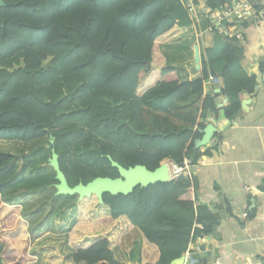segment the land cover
Returning <instances> with one entry per match:
<instances>
[{
  "label": "trees",
  "instance_id": "16d2710c",
  "mask_svg": "<svg viewBox=\"0 0 264 264\" xmlns=\"http://www.w3.org/2000/svg\"><path fill=\"white\" fill-rule=\"evenodd\" d=\"M3 1L0 140L52 138L69 186L98 176L117 177L109 158L125 168L143 165L149 170L165 160L196 163L204 146L197 148L195 142L207 115L239 116L245 94H255L256 71L264 72V57L253 65L239 42L213 32L201 52L197 76L182 79L161 51V44H177L192 30L180 0ZM205 1L212 9L226 2ZM210 75L221 84H213ZM239 77L245 83L236 88ZM220 98L226 100L222 107ZM27 164L0 151L1 264L37 261L30 252L26 219L15 202L39 186L34 180L23 185ZM53 179L57 181L55 174ZM192 182L194 178L181 174L137 186L126 195L104 193L102 204L94 195L84 197L108 210L93 220H87L79 210L84 205L76 201L75 224L68 233L70 262L135 264L116 260L113 248L117 237L137 229L142 239L139 264H170L194 239L190 218L172 221L166 216L172 209L195 208L200 233L211 231L218 219L209 205L195 206ZM87 233L99 236L86 240ZM63 263L59 255L45 262Z\"/></svg>",
  "mask_w": 264,
  "mask_h": 264
},
{
  "label": "crops",
  "instance_id": "0c3cea01",
  "mask_svg": "<svg viewBox=\"0 0 264 264\" xmlns=\"http://www.w3.org/2000/svg\"><path fill=\"white\" fill-rule=\"evenodd\" d=\"M200 28L202 31H193L192 36L165 52L169 65L176 68L182 79L190 80L199 71L192 62L194 45L199 46L201 59V52L211 43L212 33ZM239 43L245 58L256 65L264 57V21L249 22ZM244 83L245 79L239 77L235 87H243ZM225 102L220 98L218 107ZM214 120L217 132L211 142L200 149L201 156L196 163L187 158L185 164L195 166L191 177L195 180L191 186L195 206L209 205L216 210L218 219L211 231L200 233L202 225L195 222V208L193 211L174 208L166 216L180 222H188L190 218L189 231L194 239L181 255L191 253L197 264H264V78L239 116L230 120L219 112L217 116L207 115L205 123ZM139 238L137 260H130L116 247L114 258L139 264L142 249ZM183 264H186L185 258Z\"/></svg>",
  "mask_w": 264,
  "mask_h": 264
},
{
  "label": "rangeland",
  "instance_id": "374dc122",
  "mask_svg": "<svg viewBox=\"0 0 264 264\" xmlns=\"http://www.w3.org/2000/svg\"><path fill=\"white\" fill-rule=\"evenodd\" d=\"M191 34L193 35L192 30L189 36H192ZM162 45L164 44H161V51L165 55V52L173 50L176 44H167L164 47ZM50 139L44 137L29 143L0 140V151L15 155L20 163H28L22 174L23 185L30 184L31 180L39 183L38 187H33L34 191L24 193L15 201L21 208L31 234L30 252L37 259L34 264H45L47 259L50 257L53 259L57 255L62 258L63 264H72L68 233L75 224L76 201L79 200L80 207L84 205L79 210H84L87 220L108 214V210L105 206L95 205L94 198L78 199L75 195L70 197V195L55 193L54 184L57 181L53 179L54 171L48 163L53 148ZM89 206L91 209L88 208ZM98 236L99 234L87 233L84 239L91 240ZM139 236L137 229L132 234L120 235L116 239L117 244L114 248L125 253L130 260H137L141 242Z\"/></svg>",
  "mask_w": 264,
  "mask_h": 264
},
{
  "label": "water",
  "instance_id": "95a60500",
  "mask_svg": "<svg viewBox=\"0 0 264 264\" xmlns=\"http://www.w3.org/2000/svg\"><path fill=\"white\" fill-rule=\"evenodd\" d=\"M5 5L3 0H0V8ZM192 62L196 70H200L201 60L199 53V46L197 44L193 47V59ZM264 78V74L260 71H256V85L254 86V93L259 89L261 82ZM219 89H216V92ZM246 98L243 99L241 106L245 110L247 105L249 104V100L251 98L250 95H246ZM217 132V124L214 121L207 123L202 130V136L195 142V147L199 148L202 146L208 145L215 133ZM50 143H53V139H50ZM110 159L111 165L116 167L118 171V176L115 178L110 177H95L91 181L83 184L79 182L74 186H69L67 179L64 173L61 171L59 162H58V154L51 149V155L48 159V163L54 171L55 179L57 183L54 184L56 189V194L63 195H77L78 199H82L84 197L95 196L98 199V202L102 204V195L104 193H109L111 195L117 194H129L132 190L137 187H146L149 184H154L157 182H168L171 180L170 172H169V163L170 160H165L159 164L157 168L154 170H149L143 165H135L133 167L125 168L118 164L116 161ZM184 255H181L178 258L173 259L170 264H183L184 263Z\"/></svg>",
  "mask_w": 264,
  "mask_h": 264
},
{
  "label": "built area",
  "instance_id": "2783aa9c",
  "mask_svg": "<svg viewBox=\"0 0 264 264\" xmlns=\"http://www.w3.org/2000/svg\"><path fill=\"white\" fill-rule=\"evenodd\" d=\"M191 20L192 31H202L204 27L208 32L235 39L241 42L244 39L245 23L264 21V0H226L225 4L218 9H212L205 0H180ZM209 80L213 84H219L218 76L210 75ZM195 166H187L185 160L182 165L169 163L171 179L185 175L192 177ZM197 250H199L197 248ZM186 264H197L196 258L189 252L185 254Z\"/></svg>",
  "mask_w": 264,
  "mask_h": 264
}]
</instances>
